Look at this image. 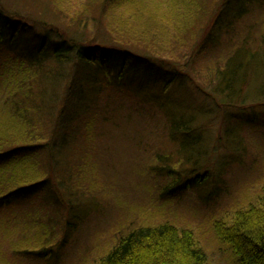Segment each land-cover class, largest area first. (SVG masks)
Masks as SVG:
<instances>
[{
	"label": "trees",
	"instance_id": "16d2710c",
	"mask_svg": "<svg viewBox=\"0 0 264 264\" xmlns=\"http://www.w3.org/2000/svg\"><path fill=\"white\" fill-rule=\"evenodd\" d=\"M262 10L264 0H0V233L21 227L15 254L51 263L104 210L101 160L116 137L151 154L163 195L211 198L259 127L256 111L239 112L264 108V32L250 40ZM223 35L237 43L205 89L190 65ZM173 53L178 65L163 59ZM216 220L236 264H264V192ZM119 237L93 264H213L170 221Z\"/></svg>",
	"mask_w": 264,
	"mask_h": 264
},
{
	"label": "rangeland",
	"instance_id": "374dc122",
	"mask_svg": "<svg viewBox=\"0 0 264 264\" xmlns=\"http://www.w3.org/2000/svg\"><path fill=\"white\" fill-rule=\"evenodd\" d=\"M159 1L164 5L169 3V0ZM257 12L252 16L255 21L250 40L261 37L264 32V10ZM249 19H242L240 25L237 22L232 32L243 29ZM229 39L228 35H223L222 43L215 49L194 57L196 60L190 67L193 66L196 82L202 87H206L210 73L227 55L230 45L232 47L237 43V40ZM185 45L187 48L190 46L188 43ZM173 56L167 55L163 59L178 65L176 53ZM192 70L189 71L195 74ZM254 111L260 117L259 127L244 132L246 145L240 153L242 162L226 167L216 191L210 193L211 198L193 188H183L174 195H163L161 188L164 181L161 182L152 173L151 154L139 151L137 144L128 138L116 137L110 140V151L101 160V165L108 169L101 170V182L109 186L106 205L103 204L105 208L82 229L76 242L59 251L58 257L51 263L49 259L36 257L23 259L12 250V243L21 236V227L15 226V234L9 239L0 233V264H93L118 244L119 235L129 228L159 225L166 221L192 229L213 264H236L228 244L216 235L214 224L216 219L229 217L236 209L256 201L264 192V108L250 104L239 113L247 115Z\"/></svg>",
	"mask_w": 264,
	"mask_h": 264
}]
</instances>
